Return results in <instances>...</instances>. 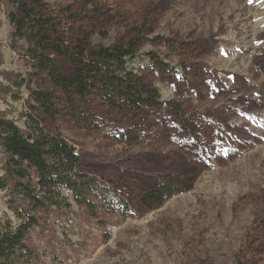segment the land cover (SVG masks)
<instances>
[{
	"label": "rangeland",
	"instance_id": "1",
	"mask_svg": "<svg viewBox=\"0 0 264 264\" xmlns=\"http://www.w3.org/2000/svg\"><path fill=\"white\" fill-rule=\"evenodd\" d=\"M14 2L0 0V114L24 131L33 117L66 140L78 171L114 187L130 212L95 220L73 205L50 215L31 233L34 261L264 264V0H44L34 12L53 26L35 28L31 44L9 23ZM66 8L86 22L68 19ZM137 33L141 46L127 66L154 84L162 104L192 115L196 136L169 110L149 115L101 101L62 54L88 35L108 47ZM36 91L62 115H46ZM3 160L0 150V183ZM170 177L195 182L146 209L143 195ZM9 196L0 189V224L16 227Z\"/></svg>",
	"mask_w": 264,
	"mask_h": 264
},
{
	"label": "trees",
	"instance_id": "2",
	"mask_svg": "<svg viewBox=\"0 0 264 264\" xmlns=\"http://www.w3.org/2000/svg\"><path fill=\"white\" fill-rule=\"evenodd\" d=\"M14 3L16 14L8 15L9 23L25 32L28 43L35 40V28L53 26L52 20L38 18L34 12L43 6L44 0H15ZM70 9H64L69 12L68 19L86 22L87 15L71 13ZM138 35L127 43L108 47L91 44L88 35L76 43L74 54H62L80 73L91 78V87L101 101L117 109L131 104L149 115L169 110L184 131L196 136L192 115L185 113L178 103L162 104L154 84L127 66V61L136 57L141 46ZM74 57H82L83 61ZM78 81V92L83 96L88 90L85 78L79 77ZM14 85L21 87L23 83ZM33 95L34 102L46 115H62L54 109L48 92L36 91ZM28 119V129L24 131L0 114V150L4 157L0 189L10 192L9 210L19 221L16 227L9 222L0 224V264H37L31 233L45 224L50 215L68 212L73 205L95 220L99 219L98 214L122 219L130 216L127 202L114 187L78 171V156L66 140L46 131L33 117ZM194 182L191 177H170L144 194L142 205L155 210L173 194L191 190ZM103 235L105 241L110 238L107 233Z\"/></svg>",
	"mask_w": 264,
	"mask_h": 264
}]
</instances>
